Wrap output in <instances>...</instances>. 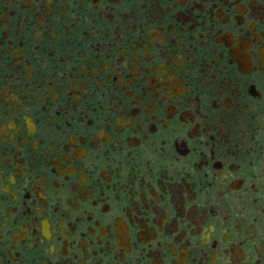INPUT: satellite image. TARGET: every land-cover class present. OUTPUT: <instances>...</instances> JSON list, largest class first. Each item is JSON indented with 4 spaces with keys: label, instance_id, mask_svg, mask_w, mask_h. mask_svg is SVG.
Instances as JSON below:
<instances>
[{
    "label": "flooded vegetation",
    "instance_id": "flooded-vegetation-1",
    "mask_svg": "<svg viewBox=\"0 0 264 264\" xmlns=\"http://www.w3.org/2000/svg\"><path fill=\"white\" fill-rule=\"evenodd\" d=\"M99 3L0 0V264H264V0Z\"/></svg>",
    "mask_w": 264,
    "mask_h": 264
},
{
    "label": "snow or ice",
    "instance_id": "snow-or-ice-1",
    "mask_svg": "<svg viewBox=\"0 0 264 264\" xmlns=\"http://www.w3.org/2000/svg\"><path fill=\"white\" fill-rule=\"evenodd\" d=\"M121 2V0H109V3H115V4H119ZM180 2H182V0H180ZM52 3V0H46V4H44V0H41V5L47 7V6H50ZM40 6V5H38ZM65 7H67V3H65L64 5ZM96 6L97 7H100V3H99V0H96ZM60 11H62V9H60ZM50 14V12H49ZM255 21H253L254 23ZM262 23H264V20H262Z\"/></svg>",
    "mask_w": 264,
    "mask_h": 264
}]
</instances>
